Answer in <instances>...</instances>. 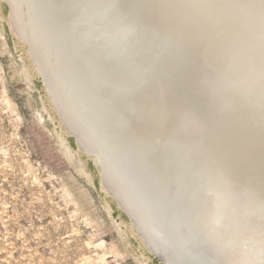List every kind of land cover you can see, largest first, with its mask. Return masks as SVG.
I'll use <instances>...</instances> for the list:
<instances>
[{"label":"bare ground","instance_id":"obj_1","mask_svg":"<svg viewBox=\"0 0 264 264\" xmlns=\"http://www.w3.org/2000/svg\"><path fill=\"white\" fill-rule=\"evenodd\" d=\"M7 2L62 120L166 264H264V0Z\"/></svg>","mask_w":264,"mask_h":264},{"label":"rangeland","instance_id":"obj_2","mask_svg":"<svg viewBox=\"0 0 264 264\" xmlns=\"http://www.w3.org/2000/svg\"><path fill=\"white\" fill-rule=\"evenodd\" d=\"M15 29L0 0V264H164L103 186Z\"/></svg>","mask_w":264,"mask_h":264},{"label":"snow or ice","instance_id":"obj_3","mask_svg":"<svg viewBox=\"0 0 264 264\" xmlns=\"http://www.w3.org/2000/svg\"><path fill=\"white\" fill-rule=\"evenodd\" d=\"M119 35H120L119 33H114L113 34L114 38H119ZM96 55L98 57V62L100 64V66H101L102 74L108 72L109 71V66L106 63L105 54L103 52H99V53H96ZM102 91L105 94L112 95L111 85L108 82H104V84L102 86Z\"/></svg>","mask_w":264,"mask_h":264},{"label":"water","instance_id":"obj_4","mask_svg":"<svg viewBox=\"0 0 264 264\" xmlns=\"http://www.w3.org/2000/svg\"><path fill=\"white\" fill-rule=\"evenodd\" d=\"M7 1V0H6ZM43 78V77H42ZM44 80V78H43ZM77 139V138H76ZM123 208V207H122ZM125 210V209H124ZM126 211V210H125ZM127 212V211H126ZM128 214V213H127ZM145 239V238H144ZM146 241V240H145ZM149 248L156 254L160 257V259L164 262V264H166V259H167V253H164L162 251H158V250H155L154 248H152L149 244H148Z\"/></svg>","mask_w":264,"mask_h":264}]
</instances>
